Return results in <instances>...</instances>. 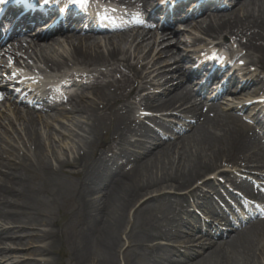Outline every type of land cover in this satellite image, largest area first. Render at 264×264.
I'll list each match as a JSON object with an SVG mask.
<instances>
[{
    "label": "bare ground",
    "instance_id": "bare-ground-1",
    "mask_svg": "<svg viewBox=\"0 0 264 264\" xmlns=\"http://www.w3.org/2000/svg\"><path fill=\"white\" fill-rule=\"evenodd\" d=\"M245 2L237 16L226 19L222 16V21L208 20L210 16L204 14L208 17L204 24L209 27L205 33L214 39L222 35L230 39L247 37L248 48L264 61V0ZM213 26L217 27L213 29ZM254 41L261 45L257 46ZM155 43L161 49L155 51ZM192 43L193 47L198 44L196 40ZM104 45L105 48L99 42L85 40L74 46L69 56L48 57L45 50L38 54L36 51L34 55L51 72L67 68L64 65H68L70 59L85 70L100 67V71L111 66L110 70L94 77L97 83L101 79L99 87L104 91L108 89L111 94H94L95 101H101L102 107H98L94 100L80 105L79 113L86 118L82 130L84 151H79L71 162L56 161L55 168L45 162L32 118L23 119L21 126L33 146V154L16 156V151L10 146L11 149L7 150L0 140V247H3L0 249V264H19L10 256L13 245H17L15 238L23 240L33 236L44 246L32 250L31 254L47 256L43 264H55L50 255L63 242L70 249V264H121V260L122 264H260L259 253L249 255L255 248L250 240L253 229L238 233L229 247L231 256H225V245L219 244L209 248L211 252L200 246L196 251L201 238L185 240L183 228L187 224L179 219L171 222L167 220L166 212L156 210H170L175 205L190 202V199L199 208L209 194L206 188L210 187L208 180L202 182L203 178L209 175L226 177L222 164L236 162L237 157H243L239 161L245 162V169H249L250 159L261 160L264 151L253 149L254 141L239 135L244 132L239 123L228 121L222 125L207 118L187 140L176 145L154 147L152 142L157 135L141 122L135 123L129 116L127 102L139 91L156 92L171 83L165 80L172 68L166 64L179 54L164 47L163 42H156L151 32L124 34L108 39ZM219 46L221 44L212 43L208 48ZM200 70L194 75H199ZM185 72L183 65L173 69L172 73L178 77L174 81L178 84L172 86L173 90L143 97V106L169 111L180 105L179 110H184L191 98L188 89L183 87ZM110 74L120 75V78L104 82ZM150 74H157L155 82H148ZM91 75L96 74L92 72ZM5 82L7 88L12 85L10 78ZM188 113L194 119L199 115L196 108ZM4 120L8 121L7 118ZM12 125L11 121L8 125L1 122L0 129L12 128ZM135 135H139L142 141L134 143L138 152L131 153L128 150L135 147L129 137ZM118 159L133 160L132 177H125L120 171L122 167H118ZM68 167L76 171L70 172L66 169ZM68 174L76 180H64ZM129 178L124 183L123 180ZM63 204L73 207L69 213L71 222L64 229L53 231L51 227L56 225L53 212ZM23 219H28L26 226H20ZM40 227L49 231L34 232ZM125 233L126 244L123 242ZM178 240L181 245H196L183 261L174 259L177 256L175 250L156 243ZM28 264L34 263L28 261Z\"/></svg>",
    "mask_w": 264,
    "mask_h": 264
},
{
    "label": "rangeland",
    "instance_id": "rangeland-1",
    "mask_svg": "<svg viewBox=\"0 0 264 264\" xmlns=\"http://www.w3.org/2000/svg\"><path fill=\"white\" fill-rule=\"evenodd\" d=\"M84 96L88 101L95 98L90 91L86 92V95ZM80 105H84L83 102L77 104L76 106L75 104L74 106H71V109L75 112V114L72 113L71 115L65 116L59 115L56 118H52L50 116H46L47 114L38 113L33 110L19 109L18 106L11 102L5 106H1L0 104V121H3L5 117H8L14 123V127L12 125V128L7 127L5 128L6 130L0 129V140L4 142V146L7 147V150L12 148V150L16 151V156L21 157L25 154L28 156L30 153L33 154V146H31L28 142L29 137H27L26 131L21 128V119L16 121L15 118L18 112L22 114V118L28 114L31 118H33V121L36 122L38 131L37 137L42 147L41 157L45 160V162H47L48 165H52L53 168L56 166V161L71 162L74 156L79 151L83 150L80 144L81 140L77 139L79 127L82 126L83 123H86L83 117H81V115L77 112L80 110ZM50 114L51 113L48 115ZM54 114L51 116H54ZM49 118L50 120H48ZM3 123L6 125L9 124L7 121H4ZM67 170L75 172L76 169L68 167ZM63 179L72 181L74 180V176H64ZM71 209H73V207H71L70 204H63L59 209L54 210L53 215L56 225L51 227L53 231L59 230V228L64 229L68 226L72 218H69V213L72 211ZM25 224H28V219H23L20 226H26ZM37 231L49 230L40 227L34 229V232ZM185 237H187V235ZM15 239H17V245H13L12 252L10 253L11 258L14 259L15 262L18 261L19 264H28V261H32L34 264H43V261H45L47 256H38V254L34 255L31 254V251L43 247L44 244L37 243L34 236L28 239L24 238L23 240L20 237H16ZM123 241L125 242V236H123ZM28 242L30 243L29 245ZM1 248L3 247H0V249ZM69 254L70 249L67 243L63 242L61 245H57V249L50 256L55 260V264H70L68 259ZM258 261L260 264H264V254L262 256L259 255ZM11 263L12 262H6L4 264Z\"/></svg>",
    "mask_w": 264,
    "mask_h": 264
},
{
    "label": "snow or ice",
    "instance_id": "snow-or-ice-1",
    "mask_svg": "<svg viewBox=\"0 0 264 264\" xmlns=\"http://www.w3.org/2000/svg\"><path fill=\"white\" fill-rule=\"evenodd\" d=\"M3 2H4V0H0V3H3ZM44 2L47 3L48 0H44ZM68 2L70 4H83V3H86L87 0H68Z\"/></svg>",
    "mask_w": 264,
    "mask_h": 264
}]
</instances>
